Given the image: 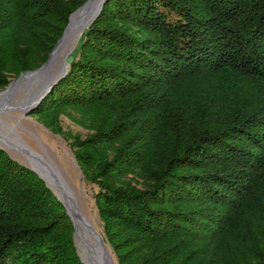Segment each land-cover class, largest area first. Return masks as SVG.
<instances>
[{
	"label": "trees",
	"instance_id": "16d2710c",
	"mask_svg": "<svg viewBox=\"0 0 264 264\" xmlns=\"http://www.w3.org/2000/svg\"><path fill=\"white\" fill-rule=\"evenodd\" d=\"M86 0H0V91ZM29 115L67 135L117 264H264V0H105ZM0 264H83L64 207L0 150Z\"/></svg>",
	"mask_w": 264,
	"mask_h": 264
},
{
	"label": "rangeland",
	"instance_id": "374dc122",
	"mask_svg": "<svg viewBox=\"0 0 264 264\" xmlns=\"http://www.w3.org/2000/svg\"><path fill=\"white\" fill-rule=\"evenodd\" d=\"M81 35L82 34L80 33H76V35H74L71 44H68L63 52L60 53L53 70L59 67L65 53H68V58L74 51ZM26 91L27 90L25 89L15 93L10 102L5 103L3 111L0 112V150L4 151L12 160L20 165L34 170L36 174L40 176L42 181H45L44 183L46 187L53 193L61 205L65 207L59 196L60 193L58 192V188L52 187L51 183L45 180L41 173L38 172V169L41 167L43 170L42 167L45 168L46 166L58 174L67 191L75 200L79 217L81 218L86 230L83 231V240L86 243V250L91 263L101 264L99 262V253L97 250V242H99V240L95 237L96 233L100 237L102 234L101 222L98 218L93 199L97 188L83 179L76 164L73 152L70 149L67 140L64 139V137L69 135L76 136L79 137L80 140H84L91 134V131L81 126L80 123L83 118L80 112L68 110L67 112L61 114L57 119V126L60 128L61 133H54L36 116L29 115V113L24 114L16 109L23 107L21 100L23 99ZM6 125L10 130L6 127ZM14 134H16L17 138H19V141L24 147L16 143ZM71 226L73 245L75 247L76 254L81 261L82 257L80 254H82V252L78 246L77 240L73 238L74 228L72 222ZM107 250L110 254L109 256H111L113 260V263L117 264L111 250L108 248Z\"/></svg>",
	"mask_w": 264,
	"mask_h": 264
},
{
	"label": "water",
	"instance_id": "95a60500",
	"mask_svg": "<svg viewBox=\"0 0 264 264\" xmlns=\"http://www.w3.org/2000/svg\"><path fill=\"white\" fill-rule=\"evenodd\" d=\"M105 0H86L81 7L75 10L68 18V23L60 37V39L55 44L54 48L48 55V58L42 66L39 68L28 71L20 76H18L15 80L11 81L5 90L0 91V112L3 111L5 103L10 102L11 98L15 93L21 90H27L23 99L21 100L23 107L16 108L20 112L24 114L30 113L37 105L41 102V100L47 95V93L53 88V86L66 74L68 69L67 63V55L64 54L63 59L59 67L53 70L57 58L60 55V46L62 42L70 36L72 33H80L82 34L84 30H86L99 16L101 9L103 7ZM92 17L89 20H84L86 17ZM78 16V18H77ZM84 20V21H83ZM63 69V71H61ZM31 152V151H30ZM33 153V152H32ZM35 154V153H33ZM37 155V154H36ZM33 171L35 174L36 172ZM39 178L40 176L36 174ZM41 179V178H40ZM42 180V179H41ZM45 182V181H44ZM65 208V207H64ZM66 215L70 218L66 208ZM71 220V218H70ZM72 222V220H71ZM74 233L73 238L76 239V230L74 223ZM95 234V232H94ZM95 237L99 240V259L102 264H114L111 256H109V252L105 247V244L102 238L96 233ZM83 262V260L81 259ZM84 264V262H83Z\"/></svg>",
	"mask_w": 264,
	"mask_h": 264
},
{
	"label": "bare ground",
	"instance_id": "6f19581e",
	"mask_svg": "<svg viewBox=\"0 0 264 264\" xmlns=\"http://www.w3.org/2000/svg\"><path fill=\"white\" fill-rule=\"evenodd\" d=\"M91 17H92V14L90 16L86 17L84 20L87 21ZM77 18H78V16H77ZM74 35H76V32L72 33L70 36H67V38L62 42V44L60 46V52H63V50L67 47V45L71 44V41H72ZM61 71H63V69ZM21 103H23V102H21ZM6 127L9 129V127L7 125H6ZM14 137H15L16 143L19 144L20 146L24 147L21 144V142L19 141V138H17L16 134H14ZM42 168H43V170L41 169V167H39L38 172L41 173V175L45 178V180H47L48 182L51 183L52 187L58 188V192L60 193L59 196L61 198L62 203L65 205V207H66V209H67V211L71 217L72 222L74 223V221H75L74 226H75V230H76V239H77L78 246L82 252V254H80V255L83 259V262L85 264H92L90 257L88 255V252L86 250V243L83 240V237H84L83 231H86V230L84 228L83 222L81 221V218L79 217L78 209L76 207L74 198L67 191L64 183L61 181L58 174L54 170H52L51 168H47L46 166H45V168L44 167H42ZM78 240H79V242H78ZM97 243H98L97 250L99 253L100 252L99 251L100 245H99V242H97ZM99 262L101 263L100 259H99Z\"/></svg>",
	"mask_w": 264,
	"mask_h": 264
}]
</instances>
